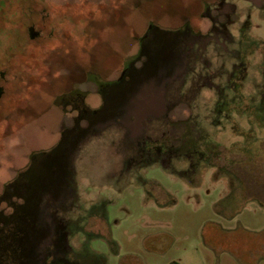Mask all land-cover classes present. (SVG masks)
I'll list each match as a JSON object with an SVG mask.
<instances>
[{"label":"rangeland","instance_id":"1","mask_svg":"<svg viewBox=\"0 0 264 264\" xmlns=\"http://www.w3.org/2000/svg\"><path fill=\"white\" fill-rule=\"evenodd\" d=\"M32 2L39 12L20 17L40 41L47 5L58 17L74 7L85 23L65 31L58 18L42 84L30 89L0 68L17 97L0 121V264L15 248L17 264H264V0ZM21 26L2 27L0 60L9 62L3 48ZM127 64L137 73L126 104L147 106L154 91L156 118L103 119L89 130L66 97L100 109V87ZM138 84L153 91L143 96Z\"/></svg>","mask_w":264,"mask_h":264},{"label":"trees","instance_id":"2","mask_svg":"<svg viewBox=\"0 0 264 264\" xmlns=\"http://www.w3.org/2000/svg\"><path fill=\"white\" fill-rule=\"evenodd\" d=\"M33 1V0H32ZM30 0H1L0 5V31H3L2 27L9 23L10 25V33L14 32L15 25H23L22 30H18L15 35V39L9 42V45L4 49V57L9 54L10 57L9 62L6 59L0 60V68H8L11 69L10 75L14 77H19L22 80H27L30 83V89L34 87V85L42 84L44 80V68H42V63L48 57V53H50L54 48V38L49 37L48 39H44V41H40L43 37L32 41L31 46H26L27 41L23 40L25 33H28V26L26 20H22L20 16H22L23 10H35V12H39V8H34V3ZM49 13L47 14V20L52 25H56V21L58 22V18H61L59 23L62 28L65 30L67 25H71V28L76 31V28H80V24H84L85 20L80 18L79 15L74 13V7L69 5H65L63 7V12L60 17L57 14L53 13V6L47 5ZM63 16V18L61 17ZM78 25V26H77ZM55 29V26H54ZM56 30V29H55ZM67 30V29H66ZM65 30V31H66ZM55 33V31H54ZM17 48L21 49V53L18 52ZM6 49V50H5ZM6 52V54H5ZM5 64H4V63ZM4 64V65H3ZM3 65V66H2ZM42 71H41V68ZM9 74V73H8ZM3 71H0V121L3 119L6 114L16 108L15 100L17 101V97L13 96L11 93L10 86L3 85L5 82V76H7ZM33 90L28 91V95L32 93ZM30 92V93H29ZM26 94L20 97L21 101L27 99ZM65 134L63 135L61 142L53 149V152H56L57 155L60 150L63 148ZM48 155V154H47ZM43 155V156H47ZM172 264H181L179 262H173Z\"/></svg>","mask_w":264,"mask_h":264},{"label":"flooded vegetation","instance_id":"3","mask_svg":"<svg viewBox=\"0 0 264 264\" xmlns=\"http://www.w3.org/2000/svg\"><path fill=\"white\" fill-rule=\"evenodd\" d=\"M35 4V3H34ZM38 5V4H37ZM36 7V5H35ZM50 26V27H49ZM44 24V27H43V30L46 32V35H45V39H48L49 37H54L55 33V29H54V25L52 24ZM23 28V25L21 26V29L22 30ZM28 30H29V38L31 41H34L36 39H39L41 37H43V35L37 33L34 31V27L33 25H29L28 26ZM18 31V30H17ZM48 32V33H47ZM57 36L59 37V34L56 33ZM56 36V37H57ZM55 39V38H54ZM150 62V61H149ZM155 65L152 62H150L149 66L147 65L146 66V70L148 68H152L150 67L151 65ZM137 71H135L134 67L132 66V64H127L125 65V67L122 69L120 75L118 76L117 80L116 81H113L109 84H107L106 86L104 87H100V91H101V95H103V106L98 109V110H94V111H90L88 110L85 106H83L82 102L84 100V97H77V98H74V97H66V101L69 103L70 101L75 103V105L77 106V109L79 111V119L80 118H83V119H87V121H89L90 123V126H89V130L90 128L96 126V124L98 123H101L102 121L98 122L99 120H103V119H107L106 121H112V122H116L118 121L117 119H120L121 121L123 120H127L128 122L129 121H132V117L136 116V119L137 121H139L140 119H142L144 116H148V117H153V118H156V113L158 112V107H159V102H158V99L156 98V95L155 93H153L154 91L152 90L153 88L151 87L150 89V85L149 84H145V87H141L139 84L138 86L140 87V90H141V94L144 96H146V93L144 94V92L146 91V89H149L151 91H153L152 93H149L147 97L148 98V101H147V106L143 105L142 108L140 106H138L137 108L135 106H133L134 108L132 109V106H130V104H126L127 100H129V97H130V94L133 92L134 90V85L136 84V82H134V79H135V75H136ZM145 75V71H140L139 76L136 78L138 79L140 76H142L143 74ZM152 94V96H151ZM142 96L141 99L145 100L144 97ZM117 97H123L125 98V103L122 102V103H116L114 104L112 110H111V115L109 117V113H107L108 109H110L111 105H112V101L113 100H116ZM118 102V101H117ZM145 104V103H144ZM141 105V103H140ZM126 107V108H125ZM130 111V112H129ZM105 112L106 114L101 117V113ZM126 112H129V116L126 114ZM146 140H150V138H143V140H138L139 143H145ZM68 141V137L66 136L64 138V143ZM65 148L66 146L63 145V148L60 150V152L58 153V156L56 157V160L58 159L59 161L61 160V158L63 157V154L65 153ZM160 151V149H159ZM58 161V162H59ZM63 165V164H62ZM59 169H60V166H59ZM35 169L32 168L31 171H34ZM59 173L61 170H58ZM65 171L63 170V173ZM70 198V195L68 196ZM33 200L31 198V193L29 194V197L26 198V201L29 202ZM57 203H58V208L60 207L61 209H64L66 207V204L68 202L67 200V197L63 198V199H57L56 200ZM47 208V207H46ZM60 210H57V212L55 213H58ZM55 216V215H54ZM57 219H55V236H54V245H55V250L59 248V245L63 242L62 240L64 239V222L62 220V218L59 217V215H56ZM11 217L13 218V220L11 219L10 220V223L13 224L15 223L17 220V210L15 208V211H14V214L11 215ZM11 227L14 228V225ZM11 236V235H10ZM12 240V238H11ZM16 235H14V238H13V244L16 243ZM15 245V244H14ZM15 248V247H14ZM14 250V253H13V256L10 255L11 257V264H17V260H16V257H17V252H16V248L13 249ZM60 253H58V255L54 258L53 262L55 263V260L56 262H59L61 257L59 256ZM1 259V258H0ZM41 263L40 264H46L44 263V259H41L40 261ZM31 263V262H30ZM25 264H28V263H25ZM48 264V263H47Z\"/></svg>","mask_w":264,"mask_h":264}]
</instances>
